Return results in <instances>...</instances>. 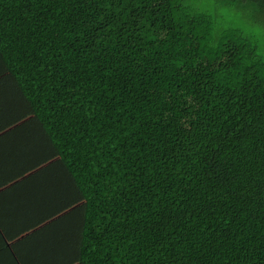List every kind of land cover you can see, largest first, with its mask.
Masks as SVG:
<instances>
[{
	"label": "trees",
	"instance_id": "16d2710c",
	"mask_svg": "<svg viewBox=\"0 0 264 264\" xmlns=\"http://www.w3.org/2000/svg\"><path fill=\"white\" fill-rule=\"evenodd\" d=\"M5 73L84 195L82 264H264V0H0Z\"/></svg>",
	"mask_w": 264,
	"mask_h": 264
},
{
	"label": "crops",
	"instance_id": "0c3cea01",
	"mask_svg": "<svg viewBox=\"0 0 264 264\" xmlns=\"http://www.w3.org/2000/svg\"><path fill=\"white\" fill-rule=\"evenodd\" d=\"M85 207L13 77L0 75V264H82Z\"/></svg>",
	"mask_w": 264,
	"mask_h": 264
}]
</instances>
